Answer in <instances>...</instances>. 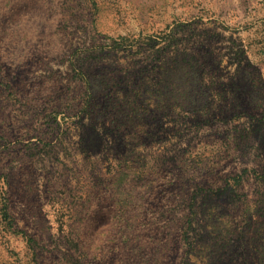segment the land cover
I'll list each match as a JSON object with an SVG mask.
<instances>
[{"label": "rangeland", "instance_id": "374dc122", "mask_svg": "<svg viewBox=\"0 0 264 264\" xmlns=\"http://www.w3.org/2000/svg\"><path fill=\"white\" fill-rule=\"evenodd\" d=\"M54 4L0 25L54 47L0 55V264H264V0Z\"/></svg>", "mask_w": 264, "mask_h": 264}, {"label": "trees", "instance_id": "16d2710c", "mask_svg": "<svg viewBox=\"0 0 264 264\" xmlns=\"http://www.w3.org/2000/svg\"><path fill=\"white\" fill-rule=\"evenodd\" d=\"M54 1L55 0H8V2L4 4V0H0V25L6 22H13L12 19L18 18L22 19L26 24L27 22H32L29 24L34 23L37 26L40 25L42 21L43 24H45L44 28L47 27L50 23H53V25H56V23H58L57 25H60V23L62 22L63 12L62 8H59L57 4H54ZM35 31H38L37 28H33V30L28 31L29 33H33L32 36H28V33L23 36L25 42L23 41V39H21V41L18 43H16L15 40H12L8 44L9 39L0 37V55L7 56L6 54L11 52V46L12 50L16 53L18 52V50L20 51L22 49L24 52H34L35 54L30 55L33 57H30L29 59H32L34 63L39 64L41 55L46 51L52 50L54 47L49 46L50 40H47L46 37H43V34L36 35ZM54 35H57V33L54 32ZM61 35H63V30H61ZM30 42H34V44H31ZM8 57L9 59L6 62V65L13 67L17 59L13 58L14 55ZM81 77V80L83 79L85 81H88L84 74H81ZM0 84L6 88L10 87L8 79L4 78L2 75H0ZM88 106L89 104L87 100H82V102L77 100L76 102L66 104V108L70 111H75L77 107H80L79 111L91 110L95 105H93L92 107Z\"/></svg>", "mask_w": 264, "mask_h": 264}]
</instances>
